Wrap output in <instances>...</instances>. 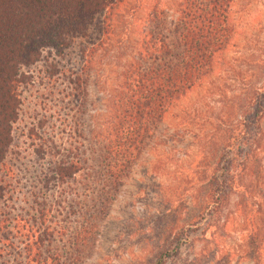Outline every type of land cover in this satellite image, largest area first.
<instances>
[{
	"label": "rangeland",
	"instance_id": "1",
	"mask_svg": "<svg viewBox=\"0 0 264 264\" xmlns=\"http://www.w3.org/2000/svg\"><path fill=\"white\" fill-rule=\"evenodd\" d=\"M180 1H124L113 34L94 59L83 106L50 94L46 81L33 78L6 159L19 193L14 214L29 204L40 165H47L40 158L45 143L75 152L90 138H114L113 95L141 49L147 15L162 11L164 25L173 28ZM229 25L232 38L212 71L170 106L96 220L83 264H264V116L256 140L230 138L247 128L246 96L264 89V0H232ZM36 123L40 128L31 136ZM245 139L242 151L248 145L252 150L234 171L225 206L209 218L214 175L230 148Z\"/></svg>",
	"mask_w": 264,
	"mask_h": 264
},
{
	"label": "trees",
	"instance_id": "2",
	"mask_svg": "<svg viewBox=\"0 0 264 264\" xmlns=\"http://www.w3.org/2000/svg\"><path fill=\"white\" fill-rule=\"evenodd\" d=\"M124 1L0 0V264H83L98 232L96 220L113 201L145 141L170 106L212 71L216 55L232 38V0H181L179 18L170 29L162 11L149 13L141 52L122 73L113 95L114 138H90L88 147L79 142L75 152L45 143L40 158L47 165H40L29 204L14 214L19 193L6 159L24 92L36 76L46 81L50 94L83 106L94 59L113 34ZM246 100L247 128L230 138L256 140L262 129V86ZM47 105L50 111L52 105ZM38 128L36 123L30 135ZM246 144L245 139L231 147L214 175L209 218L232 193L234 171L252 150L248 145L243 152Z\"/></svg>",
	"mask_w": 264,
	"mask_h": 264
}]
</instances>
